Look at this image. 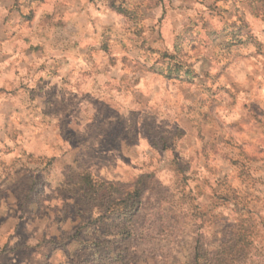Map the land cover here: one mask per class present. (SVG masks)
<instances>
[{
	"label": "rangeland",
	"instance_id": "rangeland-1",
	"mask_svg": "<svg viewBox=\"0 0 264 264\" xmlns=\"http://www.w3.org/2000/svg\"><path fill=\"white\" fill-rule=\"evenodd\" d=\"M0 264H264V0H0Z\"/></svg>",
	"mask_w": 264,
	"mask_h": 264
},
{
	"label": "trees",
	"instance_id": "trees-1",
	"mask_svg": "<svg viewBox=\"0 0 264 264\" xmlns=\"http://www.w3.org/2000/svg\"><path fill=\"white\" fill-rule=\"evenodd\" d=\"M82 180L84 184L87 186L88 189L99 190L102 189L104 186H107L105 182L102 180H97L91 173L85 172L82 175ZM141 196V189L135 188L133 192L127 194V199L122 201L124 203V207L126 208V212H133L134 210L138 209V204L140 202ZM133 199V203L130 204L129 200Z\"/></svg>",
	"mask_w": 264,
	"mask_h": 264
}]
</instances>
